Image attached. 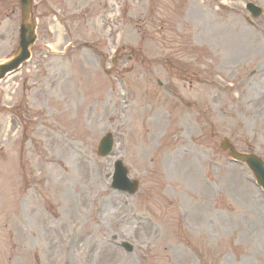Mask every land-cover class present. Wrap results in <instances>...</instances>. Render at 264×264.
Masks as SVG:
<instances>
[{"label": "rangeland", "instance_id": "obj_1", "mask_svg": "<svg viewBox=\"0 0 264 264\" xmlns=\"http://www.w3.org/2000/svg\"><path fill=\"white\" fill-rule=\"evenodd\" d=\"M33 1L31 61L0 83V264H264V196L218 148L264 162V0ZM19 24L0 0V61Z\"/></svg>", "mask_w": 264, "mask_h": 264}, {"label": "water", "instance_id": "obj_2", "mask_svg": "<svg viewBox=\"0 0 264 264\" xmlns=\"http://www.w3.org/2000/svg\"><path fill=\"white\" fill-rule=\"evenodd\" d=\"M22 23L20 26V43L18 52L10 61L0 65V78L7 72L15 69L23 60L28 57V50L34 40L33 25L30 17V0H20ZM221 148H226V141L221 144ZM230 155L238 161L244 162L254 172L257 182L264 188V167L262 163L254 156H245L237 154L230 148ZM118 174L122 173L117 169ZM134 185L132 190L134 192Z\"/></svg>", "mask_w": 264, "mask_h": 264}]
</instances>
